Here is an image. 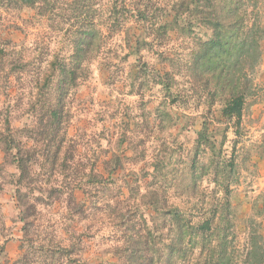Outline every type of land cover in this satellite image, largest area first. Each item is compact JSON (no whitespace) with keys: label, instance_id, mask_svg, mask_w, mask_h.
Instances as JSON below:
<instances>
[{"label":"clouds","instance_id":"9594fccd","mask_svg":"<svg viewBox=\"0 0 264 264\" xmlns=\"http://www.w3.org/2000/svg\"><path fill=\"white\" fill-rule=\"evenodd\" d=\"M0 264H264V0H0Z\"/></svg>","mask_w":264,"mask_h":264}]
</instances>
